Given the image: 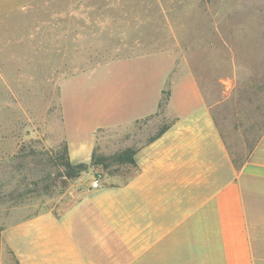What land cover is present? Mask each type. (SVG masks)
I'll list each match as a JSON object with an SVG mask.
<instances>
[{
  "label": "rangeland",
  "instance_id": "obj_1",
  "mask_svg": "<svg viewBox=\"0 0 264 264\" xmlns=\"http://www.w3.org/2000/svg\"><path fill=\"white\" fill-rule=\"evenodd\" d=\"M143 52L171 57L173 73L157 113L131 124L120 106L132 104V81L105 82L100 65ZM186 60L204 76L219 64V86L207 89L221 103L211 113L238 169L258 136L239 131L237 98L264 73V0H0V264H18L5 233L49 211L72 217L81 256L104 264L117 256L114 238L104 243L114 215L92 208L123 200L105 192L127 185L138 166L108 159L179 120L170 99L189 71ZM154 67L157 86L163 71L158 60ZM96 127L89 149H69L66 137L77 143L80 130ZM61 160L87 170L69 179ZM219 171L229 172L222 162ZM252 237L263 253L264 228Z\"/></svg>",
  "mask_w": 264,
  "mask_h": 264
},
{
  "label": "crops",
  "instance_id": "obj_2",
  "mask_svg": "<svg viewBox=\"0 0 264 264\" xmlns=\"http://www.w3.org/2000/svg\"><path fill=\"white\" fill-rule=\"evenodd\" d=\"M151 58L163 71L157 86ZM171 59L143 52L100 65L103 81H132V104L123 99L120 106L131 124L157 113L173 73ZM136 60L134 70H121ZM191 63L186 60L189 71L170 99L179 120L157 140L136 148L138 171L127 185L105 192L123 200L92 208L114 215L107 218L115 227L108 228L104 243L114 238L118 253L108 264H264V252L252 237L253 229L264 228V73L237 98L239 131L258 136L236 169L211 113L221 99L207 89L219 86V64L207 66L204 76ZM106 99L107 109L113 108L112 98ZM98 128L80 130L77 143L66 137L69 149H89ZM221 162L228 173H220ZM71 225V216L64 220L51 211L41 213L6 232L5 242L18 264H104L81 256Z\"/></svg>",
  "mask_w": 264,
  "mask_h": 264
},
{
  "label": "trees",
  "instance_id": "obj_3",
  "mask_svg": "<svg viewBox=\"0 0 264 264\" xmlns=\"http://www.w3.org/2000/svg\"><path fill=\"white\" fill-rule=\"evenodd\" d=\"M165 131L166 129L161 131L160 134L157 137L151 139L150 142L160 138L164 134ZM136 154H137V150L133 148H128L124 150L123 152L112 156L108 160H111L113 164H117V165L135 166L136 165V160H135ZM96 161H98V164H103L101 159L96 160ZM60 165L64 168L65 176L69 179H74L78 177L83 171L87 170L86 164L72 165L69 161L64 162L63 160H61Z\"/></svg>",
  "mask_w": 264,
  "mask_h": 264
},
{
  "label": "built area",
  "instance_id": "obj_4",
  "mask_svg": "<svg viewBox=\"0 0 264 264\" xmlns=\"http://www.w3.org/2000/svg\"><path fill=\"white\" fill-rule=\"evenodd\" d=\"M100 185V179H95L93 182V188L97 189Z\"/></svg>",
  "mask_w": 264,
  "mask_h": 264
}]
</instances>
